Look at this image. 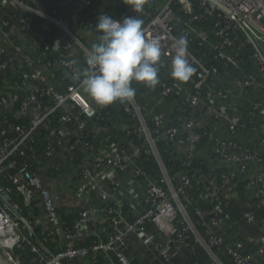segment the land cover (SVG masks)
Returning a JSON list of instances; mask_svg holds the SVG:
<instances>
[{
  "label": "built area",
  "instance_id": "1",
  "mask_svg": "<svg viewBox=\"0 0 264 264\" xmlns=\"http://www.w3.org/2000/svg\"><path fill=\"white\" fill-rule=\"evenodd\" d=\"M123 1L113 18L141 19L145 38L161 42L162 56L158 85L133 82L135 96L116 102L123 115L115 121L76 82L64 83L83 69L80 58L86 61L87 43L98 40L95 28L104 14L84 15L89 0H0V106L12 107L21 120L10 127L0 112V175L8 182L0 181L1 255L11 264H22L17 251L25 248L41 264H101L99 257L104 264H176L198 247L208 257L201 264H264V0H216L229 13L208 0H142L138 12L135 0ZM239 31L252 45L251 73L233 50ZM181 37L195 69L183 82L171 75ZM238 98L247 104L244 112ZM10 129L16 135H6ZM37 134L45 137L42 168L57 169L53 161L63 149L69 153L60 165L71 171L35 191L34 174L11 158L25 156L23 147ZM250 140L259 147L237 152V141ZM77 151L85 153L81 162ZM27 152L39 158L32 147ZM142 155L153 158L158 178L140 166ZM180 156L183 167L196 159L213 170L235 165L236 171L172 176L164 161ZM237 177L254 192L239 202L238 226L227 223L232 215L225 209ZM16 194L26 203L35 196L40 212L22 217ZM59 203L68 213L79 207L71 224L61 219Z\"/></svg>",
  "mask_w": 264,
  "mask_h": 264
},
{
  "label": "trees",
  "instance_id": "2",
  "mask_svg": "<svg viewBox=\"0 0 264 264\" xmlns=\"http://www.w3.org/2000/svg\"><path fill=\"white\" fill-rule=\"evenodd\" d=\"M90 5L87 6L84 10H83V14L84 15H89L92 16L93 14H95V12H99V11H103V13H106L107 15H110L112 17H114L116 15L117 12L123 10L124 6H125V2L123 0H89ZM1 17V15H0ZM196 25V23H194ZM75 26V24H74ZM76 28V26H75ZM204 32V31H203ZM206 34V32H205ZM244 43V44H243ZM234 51H237L238 53V61L241 64L240 67L242 68V70H246V73H251V71L253 70L254 64L252 62V60L249 58L250 54H251V50H252V45L250 43H245L244 42V37L240 35V31L238 34V42L237 45L235 47H233ZM10 53H13L12 49H9ZM197 55H201V53H198V51L196 52ZM13 56L14 53H13ZM53 58H55L52 55ZM81 66L83 67V69L86 67V61H85V57H81ZM221 67L225 68L224 64H221ZM163 76H165V72H162ZM65 84H72L75 83L73 81L72 78H67L64 81ZM237 103H238V110L241 112L245 111V107L247 106V104H242V99L238 98L236 99ZM222 104H226V106H228L229 102H222ZM97 105V104H95ZM99 107V112H101L103 115H105L108 118H112L113 120H119V117L123 115L121 108L119 107L118 103H113L107 107H101L99 105H97ZM231 107L233 105H230ZM12 107L9 108H5L3 106H0V112H3L6 116V120L7 123L10 124V127H16L17 125H19L21 123V120L15 116L12 112ZM4 116V117H5ZM102 122V121H101ZM71 127V125H67L64 126L65 131L68 132L69 128ZM223 128V129H222ZM225 130L224 126L221 127V130ZM11 133L13 136L16 135V132L14 129H10L7 130V133H5L6 135ZM42 134H44V132L42 131ZM227 134H229V132H227ZM243 135V134H242ZM244 136V135H243ZM256 137L255 135H253V138ZM248 138L244 137L243 141H246ZM250 143H242L241 141H237V152H239L240 150L243 149H250V150H255L257 149L259 146L257 144V142L255 140H250ZM45 137H41V139L38 138V134L34 137L33 142H29L27 143L23 149L25 151V156L20 155L19 152H17L11 159L15 160L17 162L18 165H23L26 164L27 165V169L29 171H31L34 174V177L37 179L36 181L38 182L35 186H33V188H35L37 191L40 187H45V181H49L52 179H60L58 177H60L62 174H66L69 173V171H71L70 168L68 167H64L61 166L60 163L62 164L63 162H65V157L66 155L69 153L68 151H63V149H58V151L60 152L59 154V158L55 159L53 162H57V164H59V167L56 169L54 168V166L50 167V168H46L43 169L42 166L48 162V160H46L45 157H42L39 153L41 151V149L43 150L45 148ZM204 143L206 144V140L204 141ZM161 145L162 149H170L171 145L164 143V142H160L159 143ZM28 147H32V149H34V152L37 154H39V158L34 160L29 154H27V149ZM198 147H203V144H199ZM264 149V146H263ZM27 154V155H26ZM212 153L210 152V155ZM75 155H77V161L81 162L84 157H85V153L77 151L75 153ZM164 156L166 157V155L164 154ZM204 155H201V157H203ZM37 158V156L35 157ZM198 158V159H200ZM185 159V156H180L178 158L169 160V161H164L165 166L167 168V170L170 171L171 174H173L172 176L175 175V173H185V174H189L191 176L192 173H195V169H198L199 171H202L204 174H209V173H213V172H228L229 170H235L236 171V166H229V165H221L218 166L215 170H213L208 164H200L199 161H197L196 159H194L192 161L191 166L189 167H183L181 165V160ZM155 162L153 161L152 157L146 156V155H142V157L139 160V164L140 166L152 177L154 178H158L159 177V172H155L151 170V167L153 166ZM213 167H215V164L210 163ZM56 177V178H55ZM7 178L5 177V175H0V181L4 184H8V182H6ZM179 178L178 176L174 177V181L178 182ZM243 183V186L241 187ZM245 184V181L239 177H237L236 182H235V187L232 189L233 191V195H232V199H228L226 200L227 204L225 206V209L232 215L230 217V219L228 220L227 223L229 224H235L238 226V223H240V214L243 210V208L241 207V204L239 203L240 201H244L245 198L247 197H251L253 196L254 192H247L246 189H243ZM196 186L192 187V190L195 189ZM249 194V195H248ZM37 195V194H36ZM248 195V196H247ZM36 197L34 196L32 199V202L30 203H26L25 201L22 200L21 196H15L16 201L18 202V204L20 205L21 211H20V215L22 217H25L26 219L30 220L31 218L29 217V215L31 214V212H34L35 214L40 212V209L35 208L33 205H35L36 200H34ZM230 201H237V204L231 203ZM59 214L61 216V219L64 220L65 223L67 224H71L72 220L74 219V216L76 215V212L78 211L79 207H75L74 209H72L70 211V213H68L61 203H59ZM189 214H190V218L191 221L193 223H196L197 221V216L194 215V213L192 212L191 209L188 210ZM39 234V231H36ZM37 241V240H36ZM78 244H85V241H77ZM20 254V259L22 264H41L40 262H38L37 258L29 253L28 249L25 248L22 251H17ZM142 252H144L142 250ZM223 259H226L225 255H220ZM206 259H208V257L200 250V248H196L195 247V254L194 255H189L187 252H184L182 256H179L175 259L176 264H201L202 262L206 261ZM83 259H78V263L82 262ZM99 262L101 264L103 263V259L102 257H99ZM134 263H146V259L144 260H140L139 258H135Z\"/></svg>",
  "mask_w": 264,
  "mask_h": 264
},
{
  "label": "clouds",
  "instance_id": "3",
  "mask_svg": "<svg viewBox=\"0 0 264 264\" xmlns=\"http://www.w3.org/2000/svg\"><path fill=\"white\" fill-rule=\"evenodd\" d=\"M141 5L142 0H135L132 8L138 12ZM142 25L143 21L136 16L122 21L107 14L99 17L95 30L100 35L88 51L87 67L72 76L97 105L107 107L131 100L136 93L133 82L148 88L158 85L161 42L156 38L146 39ZM187 54V42L181 37L175 41L171 63L172 77L181 82L189 80L195 71Z\"/></svg>",
  "mask_w": 264,
  "mask_h": 264
},
{
  "label": "water",
  "instance_id": "4",
  "mask_svg": "<svg viewBox=\"0 0 264 264\" xmlns=\"http://www.w3.org/2000/svg\"><path fill=\"white\" fill-rule=\"evenodd\" d=\"M208 1L214 3V4H215L216 6H218L223 12H225V13H229L228 9H227L225 6H223L221 3L217 2L216 0H208ZM21 221H22V223H23L28 229L31 228L30 225H29V223H28V221H27L25 218H21ZM8 263H9L8 260H5V258H4V257L1 255V253H0V264H8Z\"/></svg>",
  "mask_w": 264,
  "mask_h": 264
},
{
  "label": "crops",
  "instance_id": "5",
  "mask_svg": "<svg viewBox=\"0 0 264 264\" xmlns=\"http://www.w3.org/2000/svg\"><path fill=\"white\" fill-rule=\"evenodd\" d=\"M95 13H99V14H106V13H103V11H99V12H95ZM99 37V36H98ZM83 41L86 42V39H84ZM98 40L95 39L91 44L87 43L88 47H91L94 43H97ZM83 93H84V96L85 98L90 101L93 105H95L96 103L94 102V100L83 90Z\"/></svg>",
  "mask_w": 264,
  "mask_h": 264
},
{
  "label": "rangeland",
  "instance_id": "6",
  "mask_svg": "<svg viewBox=\"0 0 264 264\" xmlns=\"http://www.w3.org/2000/svg\"><path fill=\"white\" fill-rule=\"evenodd\" d=\"M130 251V250H129ZM130 252H133L132 250ZM1 253V252H0ZM6 260V259H5ZM8 264H11V263H8Z\"/></svg>",
  "mask_w": 264,
  "mask_h": 264
}]
</instances>
